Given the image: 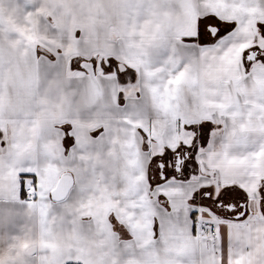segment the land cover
Returning <instances> with one entry per match:
<instances>
[{"label":"snow or ice","instance_id":"1","mask_svg":"<svg viewBox=\"0 0 264 264\" xmlns=\"http://www.w3.org/2000/svg\"><path fill=\"white\" fill-rule=\"evenodd\" d=\"M0 264H264V0H0Z\"/></svg>","mask_w":264,"mask_h":264}]
</instances>
